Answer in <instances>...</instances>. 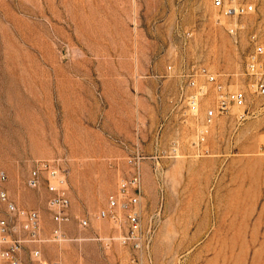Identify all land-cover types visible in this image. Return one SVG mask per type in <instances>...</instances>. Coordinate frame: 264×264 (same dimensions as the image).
I'll use <instances>...</instances> for the list:
<instances>
[{
  "label": "rangeland",
  "instance_id": "obj_1",
  "mask_svg": "<svg viewBox=\"0 0 264 264\" xmlns=\"http://www.w3.org/2000/svg\"><path fill=\"white\" fill-rule=\"evenodd\" d=\"M248 1L256 12L226 18L214 0H0V188L42 217L23 264H135L120 239L127 222L99 218L135 170L143 222L156 225L143 264H264V97L246 75L264 41V0ZM200 66L247 97L212 120L201 145L207 105L180 101L184 75ZM53 158L72 201L58 240L47 185L27 183Z\"/></svg>",
  "mask_w": 264,
  "mask_h": 264
},
{
  "label": "built area",
  "instance_id": "obj_2",
  "mask_svg": "<svg viewBox=\"0 0 264 264\" xmlns=\"http://www.w3.org/2000/svg\"><path fill=\"white\" fill-rule=\"evenodd\" d=\"M214 5L226 18L244 16L256 12L258 9L257 4L248 0H214ZM229 30L232 33H237L240 26L237 23L231 26ZM263 57L264 41L258 40L249 57L246 75L251 79L257 93L262 97H264ZM190 72L183 74L187 79L180 86V101H184L193 112H198L202 104L207 105L203 128L199 135V145H201L206 140L205 137L209 132V124L213 122L212 120L227 114L233 105L246 107L247 97L245 92L241 90L232 92L224 90L217 82V75H214L204 66L194 68ZM201 77L204 78L203 82L199 81ZM208 85H212L215 90L212 97L209 95V90H206ZM143 158L140 153H137L128 160V163L134 169ZM0 181L2 183L7 182V175L4 171L0 173ZM27 183L32 189H39L43 184L47 185L48 205L54 221L58 225L54 230V236L56 240L62 239L64 233L60 225L66 224L71 218L69 209L72 201L69 194L68 170L63 167L59 159H46L34 167ZM117 189V192L114 191L108 196V206L100 211L99 218L108 219L116 224L125 220L128 229L120 237L121 241L135 251L133 263L143 264L145 255L148 263L151 260L149 250L154 241L156 225L154 221L145 225L142 219V199L144 196L142 173L138 170L133 171L129 177L121 179ZM0 204H5L9 212L8 216L0 215V264H23L20 255L24 243L28 240L39 241L42 217L37 211L19 207L4 188H0ZM17 221L21 223L25 235L17 231L15 226ZM80 223L83 227L89 226L87 219H81ZM115 240L118 241L115 236L102 239L106 246H112ZM34 254L37 257L42 255L39 249ZM54 264L61 263L56 262Z\"/></svg>",
  "mask_w": 264,
  "mask_h": 264
},
{
  "label": "crops",
  "instance_id": "obj_3",
  "mask_svg": "<svg viewBox=\"0 0 264 264\" xmlns=\"http://www.w3.org/2000/svg\"><path fill=\"white\" fill-rule=\"evenodd\" d=\"M107 222L109 223V220H107Z\"/></svg>",
  "mask_w": 264,
  "mask_h": 264
},
{
  "label": "bare ground",
  "instance_id": "obj_4",
  "mask_svg": "<svg viewBox=\"0 0 264 264\" xmlns=\"http://www.w3.org/2000/svg\"><path fill=\"white\" fill-rule=\"evenodd\" d=\"M224 17V16H223ZM108 220V219H107Z\"/></svg>",
  "mask_w": 264,
  "mask_h": 264
}]
</instances>
